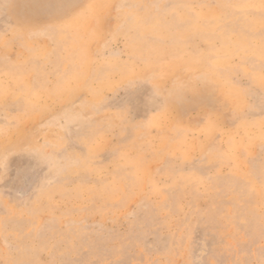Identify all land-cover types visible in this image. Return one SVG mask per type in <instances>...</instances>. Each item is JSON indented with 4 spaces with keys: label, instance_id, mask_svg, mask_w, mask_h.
I'll return each instance as SVG.
<instances>
[{
    "label": "rangeland",
    "instance_id": "374dc122",
    "mask_svg": "<svg viewBox=\"0 0 264 264\" xmlns=\"http://www.w3.org/2000/svg\"><path fill=\"white\" fill-rule=\"evenodd\" d=\"M263 188L264 0H0V264H264Z\"/></svg>",
    "mask_w": 264,
    "mask_h": 264
},
{
    "label": "bare ground",
    "instance_id": "6f19581e",
    "mask_svg": "<svg viewBox=\"0 0 264 264\" xmlns=\"http://www.w3.org/2000/svg\"><path fill=\"white\" fill-rule=\"evenodd\" d=\"M261 4H262V3H261ZM213 10H214V9H213ZM205 11H206V10H205ZM210 11H211V10H210ZM206 12H207V11H206ZM212 12L215 13L216 11H212ZM206 14L208 15V12H207ZM219 14H220V13H219ZM184 15H185V14H184ZM207 15H205V17H207ZM212 15H213V14H212ZM187 16H188V14H187ZM180 17H181V16H180ZM207 19H208V17H207ZM258 21H259V20H258ZM157 22H158V21H157ZM158 23H160V22H158ZM206 23H207V22H206ZM259 23H260V22H259ZM154 24H155V23H154ZM163 24H164V23H163ZM189 24H190V23H189ZM215 24H216V23H215ZM215 24H214V25H215ZM155 25H158V24H155ZM195 25H196V24H195ZM201 25H202V24H201ZM201 25H200V26H201ZM214 25H213V26H214ZM218 25H219V24H218ZM262 25H263V23H262ZM191 26H192V24H191ZM213 26H212V27H213ZM259 26H260V24H259ZM259 26H256V27H259ZM139 27H140V26H139ZM153 27H154V26H153ZM162 27H163V26H162ZM162 27H161V28H162ZM202 27H203V26H202ZM202 27H201V29H202ZM142 28H143V27H142ZM159 28H160V27H159ZM166 28H167V27H166ZM178 28H179V27H178ZM181 28H182V27H181ZM208 28H209V26H208ZM139 29H140V28H139ZM152 29H153V28H152ZM164 29H165V28H164ZM179 29H180V28H179ZM184 29H185V28H184ZM209 29H210V28H209ZM155 30H156V29H155ZM195 30H197V29H195ZM210 30H212V29H210ZM180 31H181V30H180ZM182 31H183V30H182ZM184 31H185V30H184ZM184 31H183V32H184ZM186 31H189V29H186ZM204 31H205V30H204ZM166 33H167V31H166ZM180 33H182V32H180ZM184 33H185V32H184ZM186 33H188V32H186ZM224 33H225V32H224ZM241 33H242V31H241ZM182 35H183V34H182ZM220 35H221V34H220ZM226 36H228V35H226ZM226 36H225V37H226ZM238 36H239V35H238ZM243 36H244V35H243ZM221 37H222V36H221ZM221 37H220V38H221ZM223 37H224V35H223ZM231 38H232V37H231ZM244 38H245V37H244ZM240 39H241V38H240ZM225 40H226V39H225ZM237 40H239V39H237ZM239 41H240V40H239ZM242 41H243V40H242ZM211 42H212V40H211ZM211 42H210V43H211ZM222 42H224V41H222ZM243 42L245 43V41H243ZM247 43H248V42H247ZM230 44H232V43H230ZM233 44H234V43H233ZM245 44H246V43H245ZM138 45H140V44L137 43V46H138ZM223 45H224V44H223ZM234 45H235V44H234ZM137 46H136V47H137ZM147 46H148V45H147ZM245 46H246V45H245ZM134 47H135V46H134ZM207 47H208V46H207ZM232 47H233V46H232ZM234 47H236V46H234ZM247 47H248V46H247ZM255 47H256V46H255ZM160 48L162 49L161 46H160ZM248 48H249V47H248ZM253 48H254V47H253ZM136 49H138V48H136ZM150 49H151V46H150ZM150 49H148V50H150ZM154 49H155V48H154ZM157 49H158V48H157ZM179 49H180V48H179ZM179 49H178V50H179ZM181 49H182V48H181ZM225 49H226V48H225ZM145 50H146V49H145ZM152 50H153V49H152ZM204 50H205V49H204ZM227 50H228V49H227ZM227 50H226V51H227ZM230 50H231V49H230ZM249 50H251V48H250ZM157 51H158V50H157ZM207 51H208V50H207ZM214 51H215V50H214ZM152 52H153V51H152ZM154 52H155V51H154ZM175 52H176V51H175ZM204 52H205V51H204ZM251 52H252V51H251ZM255 52H256V51H255ZM205 53H206V52H205ZM205 53H204V54H205ZM261 54H262V53H261ZM200 55H201V54H200ZM194 56H195V55H194ZM198 56H199V55H198ZM220 60H221V59H220ZM193 61H194V60H193ZM219 62H220V61H219ZM200 63H202V62H200ZM194 64H195V63H194ZM200 65H201V64H200ZM200 65H198V66H200ZM218 65H219V64H218ZM203 66H204V65H203ZM218 78H220V77H218ZM223 82H225V81L223 80ZM263 189H264V188H263ZM260 190H261V189H260ZM261 194H262V193H261ZM259 195H260V193H259ZM263 196H264V195H263Z\"/></svg>",
    "mask_w": 264,
    "mask_h": 264
}]
</instances>
